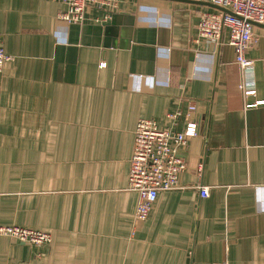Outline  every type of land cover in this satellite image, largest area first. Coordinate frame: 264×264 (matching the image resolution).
Listing matches in <instances>:
<instances>
[{"label": "crops", "instance_id": "obj_1", "mask_svg": "<svg viewBox=\"0 0 264 264\" xmlns=\"http://www.w3.org/2000/svg\"><path fill=\"white\" fill-rule=\"evenodd\" d=\"M65 9L0 0L12 56L0 74V225L52 234L42 245L0 235V264H264V26L244 75L226 29L199 33L202 13L225 12L211 0H118L82 22ZM178 111L175 129L198 124L187 167L137 220V121L167 128Z\"/></svg>", "mask_w": 264, "mask_h": 264}, {"label": "built area", "instance_id": "obj_2", "mask_svg": "<svg viewBox=\"0 0 264 264\" xmlns=\"http://www.w3.org/2000/svg\"><path fill=\"white\" fill-rule=\"evenodd\" d=\"M65 4L60 17L69 22H82L87 8L105 9L107 16L118 6V0H57ZM219 7L228 9L225 12H204L201 15L198 30L200 35L209 40H218L223 31H228L229 43L235 51L236 63L242 73L247 75L253 65V60L247 56V51L253 44L254 24H264V0H211ZM12 56L5 51L0 38V74L5 63ZM245 97L256 92L251 84L243 80L240 85ZM1 94V83H0ZM256 103L247 104L255 106ZM196 109L190 103L187 116ZM181 111L169 113L172 126L161 128L155 119L140 118L134 133V149L129 171V189L138 193V203L135 212L137 220L149 217L153 204L160 191L178 188L179 176L186 169L187 163L181 150L188 145L189 139L198 134V124L188 122L184 131L174 127L181 120ZM202 197L209 194L208 186H201ZM0 235H9L21 241L34 244H46L52 241V234L31 227L19 225H0ZM202 264H228L227 261H214Z\"/></svg>", "mask_w": 264, "mask_h": 264}, {"label": "water", "instance_id": "obj_3", "mask_svg": "<svg viewBox=\"0 0 264 264\" xmlns=\"http://www.w3.org/2000/svg\"><path fill=\"white\" fill-rule=\"evenodd\" d=\"M219 7V6H218ZM220 9L224 10V11H229L228 9H225L223 7H219ZM254 25H257V26H264V24H261V23H257V22H253Z\"/></svg>", "mask_w": 264, "mask_h": 264}]
</instances>
